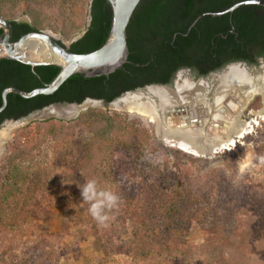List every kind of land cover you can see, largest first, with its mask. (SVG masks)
I'll return each instance as SVG.
<instances>
[{"label": "rangeland", "instance_id": "obj_1", "mask_svg": "<svg viewBox=\"0 0 264 264\" xmlns=\"http://www.w3.org/2000/svg\"><path fill=\"white\" fill-rule=\"evenodd\" d=\"M131 116L152 125L155 141L141 149L113 151L116 180L138 213L132 220L120 198L118 208L106 210L107 226L94 220L90 204L82 201L84 180L69 181L53 170L58 161L52 141L17 159L31 182L14 191L16 197L3 198L4 152L15 134L34 122L61 119H35L15 129L0 155V215L12 230L0 237L6 264H264V166L256 161L264 156V119L236 145L203 158L163 144L153 122ZM89 137L79 129L73 141ZM164 202L178 210L175 224L181 237L173 245L172 238H163L168 232L157 212ZM147 214L152 238L144 248L135 228Z\"/></svg>", "mask_w": 264, "mask_h": 264}, {"label": "trees", "instance_id": "obj_2", "mask_svg": "<svg viewBox=\"0 0 264 264\" xmlns=\"http://www.w3.org/2000/svg\"><path fill=\"white\" fill-rule=\"evenodd\" d=\"M239 1L243 0H141L126 30L128 56L120 68L107 76L73 74L48 96L22 99L9 93L6 108L0 113V124L4 120L24 118L53 103H81L86 98L110 102L122 93L150 84H171L180 69H189L195 77H204L230 63L256 65L259 58L264 59V8L239 7L231 18L229 14L210 15ZM21 15L27 16L29 22L19 21ZM87 16L90 17L88 24ZM0 17L10 22L12 41L30 31L51 30L69 42L70 52L82 54L104 43L111 11L107 0H0ZM232 27L234 33L230 32ZM81 32L80 38L71 41ZM1 33L0 30V36ZM58 72L59 68L53 65L35 67L32 71L25 64L1 59L0 95L7 87L26 92L41 87L51 82ZM79 129L88 131V141L74 143ZM50 141L55 143L58 161L54 171L69 181L74 177L85 183L94 179L99 189L121 194L119 198L125 204V211L135 219L132 216L138 210L131 209L134 199L121 190L110 158L116 148L141 149L155 141L151 124L140 122L129 113L94 108L69 121L48 119L28 124L15 134L4 152L7 188L3 198L16 197L14 191L31 182V177L19 169L17 159ZM157 212L168 232L163 238L166 241L172 238L173 245L181 237L180 227L175 224L178 210L164 202ZM148 216L135 228V236L144 248L151 246ZM8 229L0 215V237L12 231ZM0 264H6L1 257Z\"/></svg>", "mask_w": 264, "mask_h": 264}, {"label": "water", "instance_id": "obj_3", "mask_svg": "<svg viewBox=\"0 0 264 264\" xmlns=\"http://www.w3.org/2000/svg\"><path fill=\"white\" fill-rule=\"evenodd\" d=\"M107 1L111 22L106 40L98 49L82 54L70 52L69 43H65L60 34L54 35L48 30L30 31L12 41V26L0 17V60L16 61L32 70L49 65L59 68L51 82L28 92L15 87L4 88L0 95V113L6 108L9 93L22 99L52 95L73 74L107 76L126 62V30L141 0ZM248 5L264 8V0L239 1L210 15L229 14L231 18L235 9ZM18 20L29 22L25 16ZM89 20L87 16V24ZM230 32L234 33L233 27ZM89 108L143 114L154 122L157 138L168 146L203 151L229 149L264 115V59L260 58L256 65L230 63L204 77H193L187 70H179L170 85H147L122 93L110 102L86 98L81 103H53L24 118L2 123L0 148L15 129L29 121L46 117L72 120ZM4 150L5 147L0 155Z\"/></svg>", "mask_w": 264, "mask_h": 264}, {"label": "clouds", "instance_id": "obj_4", "mask_svg": "<svg viewBox=\"0 0 264 264\" xmlns=\"http://www.w3.org/2000/svg\"><path fill=\"white\" fill-rule=\"evenodd\" d=\"M222 151L223 149H218ZM257 165L264 166V156L256 157ZM81 188L82 201L89 203V212L99 224L107 226L110 217L106 210L119 207V196L111 190H101L97 182L92 179L87 181Z\"/></svg>", "mask_w": 264, "mask_h": 264}, {"label": "bare ground", "instance_id": "obj_5", "mask_svg": "<svg viewBox=\"0 0 264 264\" xmlns=\"http://www.w3.org/2000/svg\"><path fill=\"white\" fill-rule=\"evenodd\" d=\"M126 111V110H125ZM130 113V114H138V113H134V112H130V111H126V113ZM138 115H141V116H143V117H145V118H147L146 116H144L143 114H138ZM261 119H264V115L262 116V118ZM149 121L150 122H152L150 119H149ZM153 124H154V122H153ZM249 133V132H248ZM247 133V134H248ZM11 137V136H10ZM9 137V138H10ZM8 138V139H9ZM7 139V140H8ZM6 143V142H5ZM5 143L2 145V147L0 148V153H1V151H2V149H3V147H4V145H5ZM179 149V148H178ZM179 150H182V151H184V152H186V153H188V154H190V155H192V156H197V157H203V158H208V157H210V156H212L214 153L216 154L219 150H213V151H203V150H188V149H179ZM223 150H228V149H223Z\"/></svg>", "mask_w": 264, "mask_h": 264}, {"label": "flooded vegetation", "instance_id": "obj_6", "mask_svg": "<svg viewBox=\"0 0 264 264\" xmlns=\"http://www.w3.org/2000/svg\"><path fill=\"white\" fill-rule=\"evenodd\" d=\"M259 59H260V58H259ZM259 59H258V60H259ZM258 60H257V62H258ZM235 63H237V62H235ZM240 63H244V62H240ZM244 64H246V63H244ZM246 65H247V64H246ZM180 70H187L188 72H190L189 69H180ZM32 71H33V70H32ZM178 71H179V70H178ZM178 71H177V72H178ZM190 74H191V72H190ZM192 75H193V74H192ZM175 76H176V74H175ZM193 77H195V76L193 75ZM174 78H175V77H174ZM173 80H174V79H173ZM172 82H173V81H172ZM150 85H151V84H150ZM166 85H170V84H166ZM5 121H8V120H4L2 123H4ZM2 123H1V124H2ZM1 124H0V125H1Z\"/></svg>", "mask_w": 264, "mask_h": 264}]
</instances>
